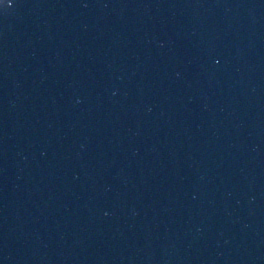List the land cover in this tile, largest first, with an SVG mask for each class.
I'll list each match as a JSON object with an SVG mask.
<instances>
[{"label": "water", "instance_id": "1", "mask_svg": "<svg viewBox=\"0 0 264 264\" xmlns=\"http://www.w3.org/2000/svg\"><path fill=\"white\" fill-rule=\"evenodd\" d=\"M217 162L264 219V0H154Z\"/></svg>", "mask_w": 264, "mask_h": 264}]
</instances>
